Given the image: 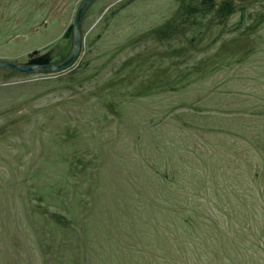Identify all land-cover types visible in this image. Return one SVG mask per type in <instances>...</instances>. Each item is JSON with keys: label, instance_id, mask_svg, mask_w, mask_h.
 I'll return each instance as SVG.
<instances>
[{"label": "rangeland", "instance_id": "1", "mask_svg": "<svg viewBox=\"0 0 264 264\" xmlns=\"http://www.w3.org/2000/svg\"><path fill=\"white\" fill-rule=\"evenodd\" d=\"M82 1L0 0V59L64 60ZM228 1L93 0L70 65L0 66V264H264V0Z\"/></svg>", "mask_w": 264, "mask_h": 264}, {"label": "water", "instance_id": "2", "mask_svg": "<svg viewBox=\"0 0 264 264\" xmlns=\"http://www.w3.org/2000/svg\"><path fill=\"white\" fill-rule=\"evenodd\" d=\"M92 1L93 0H83L76 11L75 19L73 22V47L70 54L64 60L57 63H49V64L32 63V64L22 65L11 60L0 59V66H5V67L7 66L9 68L16 69L19 72H32L37 68H43L48 70H61L67 67L68 65H70L77 57L78 49L81 42L78 26L80 24L85 9Z\"/></svg>", "mask_w": 264, "mask_h": 264}, {"label": "trees", "instance_id": "3", "mask_svg": "<svg viewBox=\"0 0 264 264\" xmlns=\"http://www.w3.org/2000/svg\"><path fill=\"white\" fill-rule=\"evenodd\" d=\"M217 1H219L220 4H218ZM188 9L190 13L194 14H198L199 12L208 13V11L216 10L221 15H226L232 12V4L228 0H200V5L193 6L189 4ZM70 35H73V22L67 26L64 32L65 37ZM27 55L25 64H49L52 61L50 50L41 51L39 49H33Z\"/></svg>", "mask_w": 264, "mask_h": 264}]
</instances>
